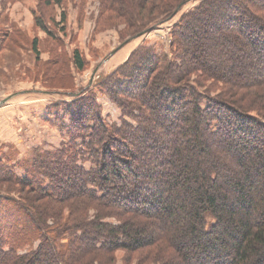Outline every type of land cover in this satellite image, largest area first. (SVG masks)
<instances>
[{
  "label": "trees",
  "instance_id": "16d2710c",
  "mask_svg": "<svg viewBox=\"0 0 264 264\" xmlns=\"http://www.w3.org/2000/svg\"><path fill=\"white\" fill-rule=\"evenodd\" d=\"M189 1L101 0L104 15L126 19L133 34L154 30ZM222 3V29L195 41ZM36 22L52 35L42 17ZM174 46L176 57L135 51L129 82L110 86L134 122L110 124L92 105L69 109V147L35 164L48 180L17 179L39 197L107 211L88 219L80 209L50 229V215L23 204L33 226L13 241L0 232V264H109L118 249L145 250L141 261L152 264H264V0H200L182 16ZM73 61L85 69L78 49ZM82 156L93 166L79 164ZM29 235L40 244L20 252Z\"/></svg>",
  "mask_w": 264,
  "mask_h": 264
},
{
  "label": "rangeland",
  "instance_id": "374dc122",
  "mask_svg": "<svg viewBox=\"0 0 264 264\" xmlns=\"http://www.w3.org/2000/svg\"><path fill=\"white\" fill-rule=\"evenodd\" d=\"M47 1L0 0V232L11 241L16 238V232L21 238L33 226L23 204L32 206L38 215H50L47 222L50 229L68 225L77 214H86L91 219L107 211L97 203L85 202L81 207L77 199L55 202L39 197L21 187L17 179L37 175L33 177L35 180H48L36 173L35 164L47 154L56 156L69 147L75 134L68 132L73 125L68 119L69 109L92 105L110 124L121 125L125 116L109 95L110 86L129 82L134 71L130 58L135 51L167 52L176 57V27L182 16L200 3V0L189 1L154 30L133 34L126 19L112 13L104 15L101 0H61V3L52 0V4ZM223 6L224 3L220 4L210 13L214 18L209 24L198 27L193 35L195 41L222 29L225 16L219 9ZM64 11L66 21H62ZM39 17L52 35L37 24ZM252 28L258 30L260 24H250L249 29ZM35 39L38 53L33 50ZM76 49L86 63L81 71L73 61ZM216 52H210L211 56ZM211 82L208 80L206 86ZM219 91L213 89V95ZM85 112L84 115L94 120L93 112L89 109ZM78 142L81 143L80 139ZM85 160L82 156L78 163L88 168L93 166ZM112 217L108 219L116 222ZM29 236L27 242L22 240L20 252L40 244V238ZM68 239V234L60 236L59 247L67 246ZM141 251L118 249L109 264H152L141 261L145 250ZM99 257L105 259L107 254Z\"/></svg>",
  "mask_w": 264,
  "mask_h": 264
}]
</instances>
